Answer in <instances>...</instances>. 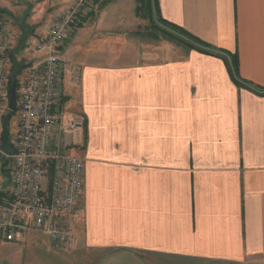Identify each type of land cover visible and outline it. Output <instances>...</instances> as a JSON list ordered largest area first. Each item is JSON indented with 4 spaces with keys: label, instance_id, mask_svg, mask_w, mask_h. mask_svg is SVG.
<instances>
[{
    "label": "crops",
    "instance_id": "0c3cea01",
    "mask_svg": "<svg viewBox=\"0 0 264 264\" xmlns=\"http://www.w3.org/2000/svg\"><path fill=\"white\" fill-rule=\"evenodd\" d=\"M65 1L0 0L10 73L42 58L32 45ZM127 2L133 16L122 0L88 11L63 54L64 106L86 119L71 151L84 162L74 241L33 230L27 242L73 253L50 251L51 264H264V90L237 83L220 52L264 89V0H156L217 56L154 32Z\"/></svg>",
    "mask_w": 264,
    "mask_h": 264
},
{
    "label": "built area",
    "instance_id": "2783aa9c",
    "mask_svg": "<svg viewBox=\"0 0 264 264\" xmlns=\"http://www.w3.org/2000/svg\"><path fill=\"white\" fill-rule=\"evenodd\" d=\"M104 3L66 0L44 38L32 45L42 58L16 78L12 130L9 123L13 154L0 150V242L11 244L33 230L45 232L58 246L74 241L69 221L80 211L84 162L71 151L86 119L64 106L63 54L87 12L95 14ZM4 24L0 14V145L3 119L13 113L7 105L11 42Z\"/></svg>",
    "mask_w": 264,
    "mask_h": 264
},
{
    "label": "rangeland",
    "instance_id": "374dc122",
    "mask_svg": "<svg viewBox=\"0 0 264 264\" xmlns=\"http://www.w3.org/2000/svg\"><path fill=\"white\" fill-rule=\"evenodd\" d=\"M153 5V4H152ZM151 5V6H152ZM129 4L127 0H122V4L119 6V10L124 12L125 16H133L134 9L131 6L129 10ZM3 9V8H2ZM113 9V7H111ZM112 11H109V15L112 14ZM10 72V71H9ZM11 75V74H10ZM15 112L12 113L10 118V128L13 129V123L15 120ZM6 117V115H5ZM3 124V122H2ZM36 243H39L36 245ZM49 241L46 237H41L40 235L33 234L27 242V237H19L15 242L8 244L0 242V263L7 262L9 264H51L49 259L51 258L50 251H56L57 255L64 257L63 260L66 262V259L73 255L69 250L62 251L63 249H51L49 246ZM24 244L26 246H24ZM28 244V246H27ZM63 248V247H62ZM42 250V251H41ZM54 259V258H53ZM57 261L59 258H55ZM74 261L72 264H76ZM66 264V263H63Z\"/></svg>",
    "mask_w": 264,
    "mask_h": 264
},
{
    "label": "trees",
    "instance_id": "16d2710c",
    "mask_svg": "<svg viewBox=\"0 0 264 264\" xmlns=\"http://www.w3.org/2000/svg\"><path fill=\"white\" fill-rule=\"evenodd\" d=\"M151 1L152 0H135V3H136V8H135V11L137 13V15H141L143 16L144 14L148 15V18L150 19V27L152 28V30L154 32H160L163 36H166L169 40L171 41H175V43H177V45H182L183 47H186V48H189V49H193V50H196V51H200L204 54H209V55H214V56H217L215 54H212L210 52H208L207 50H202L198 47H196L195 45L193 44H190V42L192 41L194 44H197L199 46H202L204 48H209L207 45H205L204 43L198 41L197 39L193 38L191 35H189L188 33L184 32L183 30H181L180 28H176V26L174 25H171V24H168L166 23L165 21H163L160 17H159V14H158V7H157V3H156V0H153V5L151 4ZM152 5V6H151ZM153 9L155 11V15H156V18H157V21L165 26V27H168L170 28L171 30L173 31H176L178 34L184 36L185 38H187L188 40H190V42L188 41H185V40H182L180 39L179 37H176L168 32H165V30L163 31V29L159 28L153 21ZM220 52L226 54L229 59H230V63H231V66H232V71H233V74L235 76V80L237 83L241 84V85H246L248 87H251L254 91H256L257 93H262L264 89H257V88H254L252 87L251 85H249L248 83H246L245 81H241L240 78L238 77V74H237V59H236V56L234 54H231L230 52L228 51H224V50H220ZM13 73H15V76L17 78V76H19V72L20 70L18 71H12ZM12 113H7V118H8V122L10 121V118L11 117Z\"/></svg>",
    "mask_w": 264,
    "mask_h": 264
},
{
    "label": "water",
    "instance_id": "95a60500",
    "mask_svg": "<svg viewBox=\"0 0 264 264\" xmlns=\"http://www.w3.org/2000/svg\"><path fill=\"white\" fill-rule=\"evenodd\" d=\"M152 3H153V0H152ZM153 20H154V22H155V24L157 26H159L160 28L164 29L166 32H169V33L179 37L182 40L190 42V40H188L184 36L178 34L176 31H173L170 28L161 25L157 21L154 9H153ZM191 43L194 44L192 41L190 42V44ZM194 45L198 46L197 44H194ZM213 52H215V51H213ZM15 90H16V77H15V73H11L10 78H9L8 104H7L8 105V109L11 112H15V110H16V94H15ZM10 144H11V142L9 140L8 118L4 117L3 124H2V135H1L0 150L7 156H11L13 154L12 146Z\"/></svg>",
    "mask_w": 264,
    "mask_h": 264
}]
</instances>
